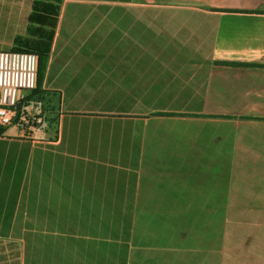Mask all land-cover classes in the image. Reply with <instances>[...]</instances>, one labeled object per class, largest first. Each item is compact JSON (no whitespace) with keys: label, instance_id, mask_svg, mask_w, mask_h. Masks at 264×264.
<instances>
[{"label":"crops","instance_id":"1","mask_svg":"<svg viewBox=\"0 0 264 264\" xmlns=\"http://www.w3.org/2000/svg\"><path fill=\"white\" fill-rule=\"evenodd\" d=\"M42 89L0 130V264H264V225L181 221L264 218V0H64Z\"/></svg>","mask_w":264,"mask_h":264},{"label":"rangeland","instance_id":"2","mask_svg":"<svg viewBox=\"0 0 264 264\" xmlns=\"http://www.w3.org/2000/svg\"><path fill=\"white\" fill-rule=\"evenodd\" d=\"M8 11H9V9H0V51H2V52L9 51L12 44L14 43V41L16 39L21 40L23 42H26L28 40L32 41L35 39V37H29L28 32H29L30 24H27L26 23L27 21L22 23V21H24V20H21L18 18L15 21L16 23H10L9 22L8 17L11 15V13ZM31 15H32V13H31ZM31 15L29 17V20L31 18ZM185 15L186 16L184 18L183 14L180 15L178 12H173V14L169 15L170 16L169 17V16H167V14L165 12L164 15H162V17H160L159 14H157V12H155L152 16L153 17L152 19L154 22V24H153L154 37H159L158 35H156V32H159V30H160V27H157L158 25L160 26V21H169L168 22L169 26L174 24L172 27H169L170 36H174L176 31H177V27H176L175 22L177 21L178 18H180L181 20L186 19V21H187L189 18H187V14H185ZM171 19H172V21H171ZM197 20L199 21V19H197ZM186 29H187V27H186ZM138 30H140V28H138ZM138 34H139V31H138ZM138 37H144V35L139 34ZM17 42H19V41H17ZM19 44H21V42ZM40 101H39V103H40ZM35 103L36 102H34L33 105ZM31 108L34 109V113H35L34 106H31ZM16 123L17 122H15L14 125L10 126V128H9L13 132L19 131V127L17 125H15ZM33 125H35V124H33ZM233 172H234V179H235L236 173L238 171L234 170ZM252 179H253V177L250 176L249 180H252ZM209 205H210V207L208 206V208H211V210L205 209V212H203L204 207H203V203H202V207H201L202 211L199 214L204 215V216L185 217L184 219H181V221L183 222L182 225L185 228V239L186 240L188 238H198L197 239L198 241H200V239L201 240L206 239V237H208L209 234L204 233V232L212 231V230L206 229L208 227H215L218 229L217 231H222L221 228H223L227 225H233V226H237V225H244V226L264 225V218H250V217L240 216L244 213L247 214V213H254V212H243V211H241L239 202L233 203V213H234V215H238V216H233V217L227 216L228 209H230V207H226V205H227L226 203L217 202V203H209ZM153 225L155 226L156 224H153ZM193 227L200 228V229H198V233H191V230L194 231ZM141 232L143 234V232H144L143 227L141 228ZM216 236L218 237V242H221L222 241L221 237H223L224 235L218 233ZM197 240L195 242H197ZM187 242L188 241H186V244H187Z\"/></svg>","mask_w":264,"mask_h":264},{"label":"built area","instance_id":"3","mask_svg":"<svg viewBox=\"0 0 264 264\" xmlns=\"http://www.w3.org/2000/svg\"><path fill=\"white\" fill-rule=\"evenodd\" d=\"M37 76V55L0 52V127L14 125L19 112L17 106L26 99L23 91H33L36 88ZM28 123L43 124L31 107L27 108L20 128L25 129Z\"/></svg>","mask_w":264,"mask_h":264},{"label":"trees","instance_id":"4","mask_svg":"<svg viewBox=\"0 0 264 264\" xmlns=\"http://www.w3.org/2000/svg\"><path fill=\"white\" fill-rule=\"evenodd\" d=\"M64 0H35L33 12L30 18L29 37H35L34 40L23 42L17 40L15 51L38 56V77L37 87L22 102V109L18 112L16 122L20 124L23 117L27 114V108H30L34 102H38L43 94V80L48 67L49 56L52 48V42L56 34V29L61 14ZM21 42V44H19ZM16 123V124H17ZM7 127H0L3 130Z\"/></svg>","mask_w":264,"mask_h":264},{"label":"water","instance_id":"5","mask_svg":"<svg viewBox=\"0 0 264 264\" xmlns=\"http://www.w3.org/2000/svg\"><path fill=\"white\" fill-rule=\"evenodd\" d=\"M21 108H22V103H19L18 106H17L18 111H20Z\"/></svg>","mask_w":264,"mask_h":264}]
</instances>
